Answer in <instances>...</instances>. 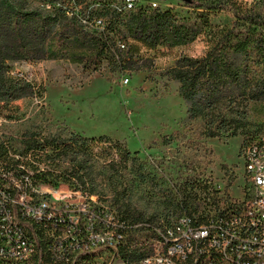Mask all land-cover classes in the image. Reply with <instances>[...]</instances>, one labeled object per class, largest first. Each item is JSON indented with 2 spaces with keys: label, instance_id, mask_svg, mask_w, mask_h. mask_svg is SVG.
<instances>
[{
  "label": "trees",
  "instance_id": "obj_1",
  "mask_svg": "<svg viewBox=\"0 0 264 264\" xmlns=\"http://www.w3.org/2000/svg\"><path fill=\"white\" fill-rule=\"evenodd\" d=\"M44 1V8H29L26 0H0V116L19 119L18 100L45 91L12 74L11 66L17 61L66 59L88 75L108 69L113 80L117 74L150 66L142 49L184 46L207 34L209 47L203 56L183 55L167 74L180 83L179 94L188 105L189 119L203 121L205 137L244 135V145L257 137L250 133L247 113L252 102L264 101V15L244 11L233 0H186V6L194 9L193 16L187 17L172 8L151 9L136 0H132L133 8L127 0ZM230 3L229 9L237 16L234 23L214 25L210 13L226 9ZM170 140L163 141L170 144ZM20 141L24 148L19 157L11 156L8 145L0 148V168L30 177L22 180V192L41 185L53 187L63 180L89 198L101 193L118 206L117 215L129 221H159L155 216L168 218L172 213L192 214L231 205L229 197L208 196V185L196 181L184 182L178 188L181 198L176 199L137 151L108 135H43L26 130ZM8 183V178H0V185ZM148 189L166 197L167 212L143 217L125 202L135 190ZM125 237L128 248L123 246L121 258L142 256L144 245L129 247L136 240L143 242V233L131 232ZM75 264L107 262H100L90 252Z\"/></svg>",
  "mask_w": 264,
  "mask_h": 264
},
{
  "label": "rangeland",
  "instance_id": "obj_2",
  "mask_svg": "<svg viewBox=\"0 0 264 264\" xmlns=\"http://www.w3.org/2000/svg\"><path fill=\"white\" fill-rule=\"evenodd\" d=\"M236 1L244 11L264 15V0H233V3ZM155 2L161 9L172 8L185 17L194 13L183 0H136L151 9L155 8ZM233 3L210 13L214 25L234 23L235 10L229 9ZM44 4V0H26L29 8H44ZM208 47V35L203 34L184 46L142 49L143 55L150 59V66L138 72L117 74L113 80L109 79L108 69L88 75L80 65L66 59L17 61L11 66L12 74L37 87L43 86L45 91L41 96L18 100L19 119L0 116V148L8 145L11 156L19 157L18 153L24 148L20 140L26 130L40 131L43 135L66 136L70 132L90 137L108 135L127 143L132 152L137 151L176 199L181 198L178 188L184 182L196 181L202 186L208 185L211 191L208 196L239 201L247 183L245 160L240 155L245 136L205 137L203 121L189 119L188 105L179 94L180 83L167 74L181 56H203ZM247 121L251 134L264 135V101L249 105ZM165 138L172 143H165ZM42 165L46 167L45 163ZM45 187L48 186H40ZM51 192L48 194L51 204L61 206V203L88 200L95 201V206H103L105 216L118 212V206L105 200L101 193L89 198L84 191L75 190L71 183L63 180L53 186ZM165 198L153 190H135L125 202L146 217L167 212ZM105 256L109 260H105ZM98 259L107 264L119 261L109 251H103Z\"/></svg>",
  "mask_w": 264,
  "mask_h": 264
},
{
  "label": "built area",
  "instance_id": "obj_3",
  "mask_svg": "<svg viewBox=\"0 0 264 264\" xmlns=\"http://www.w3.org/2000/svg\"><path fill=\"white\" fill-rule=\"evenodd\" d=\"M130 4L132 0H128ZM154 7L158 6L155 2ZM101 24L102 21H99ZM122 47H124L122 45ZM245 160V192L239 201L221 209L209 208L202 217L178 213L159 216V224L150 220L129 221L119 215H104L103 206L95 201L61 203L62 209L50 207L48 194L53 187L31 188L21 191L27 175L5 173L0 168V178L9 183L0 185V228L9 237H24L22 247H5L0 238V261L2 264L18 263L19 258L38 256L42 264H69V252L84 250L100 244H112L118 259V245L127 233H143V242L149 244L151 254L144 260L158 264H195L200 255L217 252L224 255V263L210 264H264V135L245 144L240 154ZM239 218H230V210H239ZM209 220V227L202 228V221ZM46 225L52 232L53 259H46L44 247L35 232V224ZM213 230L214 237L205 239L204 231ZM105 260H109L105 256Z\"/></svg>",
  "mask_w": 264,
  "mask_h": 264
},
{
  "label": "bare ground",
  "instance_id": "obj_4",
  "mask_svg": "<svg viewBox=\"0 0 264 264\" xmlns=\"http://www.w3.org/2000/svg\"><path fill=\"white\" fill-rule=\"evenodd\" d=\"M127 3L129 1L127 0ZM129 7H132L133 4H128ZM133 8V7H132ZM22 191V187H21ZM50 207L55 208V209H62L61 206L57 204H51ZM195 217H202V210L198 211L195 213ZM240 217V209L239 210H230V218H239ZM151 224H159V221H150ZM209 227V220L208 221H202V228H208ZM35 232L39 236H44L42 237L43 240H41V247H44V254L46 259H53V245L51 244V239H52V232H46V225H43V223H37L35 224ZM205 234V239L213 238V230L209 231H204ZM0 238L2 240V244H5V247H22L23 244H25V239L24 237L20 236H12L9 237L8 234L4 235V229L0 228ZM128 239V238H127ZM125 238L124 241L122 242L121 245H118V264H158V262H150L149 259L144 260V256L147 254H151L150 252V246L149 244L144 245L143 248L141 249V252H143V255L140 257H135L132 258L131 260L127 259L124 260L121 258V249L123 246H127L128 248V241ZM130 246V245H129ZM136 247V244H132L129 249ZM112 250L115 251V248L113 247L112 244H100L97 246H91L87 249L84 250V253H96L97 256L99 257L100 254H102L103 251L105 252H110L112 255H114L115 259L117 258V254H114ZM132 251H134L132 249ZM69 264H75L77 260L83 256L81 255L78 257L77 251H70L69 252ZM210 263H224V255L219 254L217 252H209L205 253L204 255H200L198 259L195 261V264H210ZM0 264L2 262L0 261ZM15 264H42L41 263V258L38 256H30V257H23L18 259V263Z\"/></svg>",
  "mask_w": 264,
  "mask_h": 264
},
{
  "label": "water",
  "instance_id": "obj_5",
  "mask_svg": "<svg viewBox=\"0 0 264 264\" xmlns=\"http://www.w3.org/2000/svg\"><path fill=\"white\" fill-rule=\"evenodd\" d=\"M183 1H186V0H183Z\"/></svg>",
  "mask_w": 264,
  "mask_h": 264
}]
</instances>
